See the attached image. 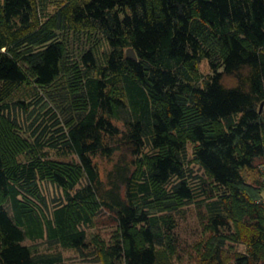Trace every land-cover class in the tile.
<instances>
[{
    "label": "trees",
    "instance_id": "trees-1",
    "mask_svg": "<svg viewBox=\"0 0 264 264\" xmlns=\"http://www.w3.org/2000/svg\"><path fill=\"white\" fill-rule=\"evenodd\" d=\"M258 161L264 0H0V264H178L194 203L195 264H264Z\"/></svg>",
    "mask_w": 264,
    "mask_h": 264
},
{
    "label": "rangeland",
    "instance_id": "rangeland-1",
    "mask_svg": "<svg viewBox=\"0 0 264 264\" xmlns=\"http://www.w3.org/2000/svg\"><path fill=\"white\" fill-rule=\"evenodd\" d=\"M201 71L205 77H208L212 74L211 67L208 61H203L201 63ZM27 100L32 101L29 97ZM31 124V120H26L24 126L27 128ZM121 126V124H120ZM193 146L189 147V160L193 161ZM97 165L99 166L102 176L105 177L106 172L112 167V163L110 161L97 158L95 160ZM190 168L192 169V173L194 177L202 176L203 171L194 162H191ZM245 177L248 182L254 183L256 179L262 177V173H264V162L258 161L257 168L254 170H246L244 172ZM199 184V179L194 180ZM44 193L47 195L49 201H53L61 196V192L56 189L52 185L45 184ZM264 194V193H263ZM264 196V195H263ZM198 204H192L186 207L183 211L177 214L176 219L178 221V229L176 230L177 240L179 242V248L181 249V255L174 263L178 264H195L196 263V254L194 252V245L204 238V221L203 218L204 212L202 214V210ZM204 211V210H203ZM105 220V219H104ZM113 227L108 224H104L103 221L98 223V225L92 229H89V233L91 234H99L103 238H109ZM30 245H36L40 251H53L50 246H48L44 241L31 242L27 241ZM238 250L241 252L246 251V247L244 245L237 246ZM58 252H62L65 258V264H98L95 262V257L86 256L85 254L79 253L75 250L63 249L61 247H56L54 249Z\"/></svg>",
    "mask_w": 264,
    "mask_h": 264
},
{
    "label": "water",
    "instance_id": "water-1",
    "mask_svg": "<svg viewBox=\"0 0 264 264\" xmlns=\"http://www.w3.org/2000/svg\"><path fill=\"white\" fill-rule=\"evenodd\" d=\"M127 56L129 58H131V59H134V60H137L138 59L137 54H136V52H135V50L133 48H129L127 50Z\"/></svg>",
    "mask_w": 264,
    "mask_h": 264
}]
</instances>
